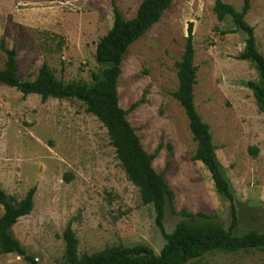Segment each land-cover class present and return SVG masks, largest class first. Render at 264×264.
<instances>
[{"label": "rangeland", "instance_id": "1", "mask_svg": "<svg viewBox=\"0 0 264 264\" xmlns=\"http://www.w3.org/2000/svg\"><path fill=\"white\" fill-rule=\"evenodd\" d=\"M141 1L0 0V38L7 48L16 49L19 79H34L45 61L57 79L90 83L99 69L96 43L112 25V2L129 19ZM222 1L236 10L242 7V0ZM213 2L173 0L160 20L129 45L117 79L118 103L127 110L144 94L126 119L146 152L153 153L162 143L152 166L174 192L175 210L215 214L228 229L231 205L216 193L205 166L192 160L196 142L171 95L177 88L175 63L183 52L187 23L192 22L197 67L193 101L209 126L217 161L231 185L237 219L233 234L264 233V114L246 87L247 81L258 80V72L254 63L236 58L247 35L229 17L219 22ZM244 19L264 55V0H250ZM5 58L0 51V68ZM252 147L257 148L255 156ZM32 186V211L9 233L38 264H65L61 234L68 222L80 255L136 244L158 254L165 243L152 205L141 202L106 128L81 102L44 101L0 83V188L18 203ZM177 220L166 206L167 233ZM202 262L264 264V252L214 251ZM0 264L30 262L0 254Z\"/></svg>", "mask_w": 264, "mask_h": 264}, {"label": "trees", "instance_id": "2", "mask_svg": "<svg viewBox=\"0 0 264 264\" xmlns=\"http://www.w3.org/2000/svg\"><path fill=\"white\" fill-rule=\"evenodd\" d=\"M172 1L142 0L134 16L129 19L124 18L112 2V25L96 43L95 59L99 69L92 74L90 83L82 80L65 82L57 79L45 61L39 66L34 79H19L16 49L7 48L3 38H0V51L6 57L3 68H0V83L16 89L23 96L39 95L44 101L54 98L74 99L81 102L86 112L94 115L106 128L110 143L115 148L116 157L121 162L128 180L138 188L141 202L152 205L155 226L165 240L158 254L144 244H136L133 246L112 245L92 254L80 255L78 239L71 228V222H68L61 234L65 264H205L202 262L205 255L214 251L264 252V233L250 230L241 235L233 234V230L237 227V219L231 185L217 161L209 126L197 113L193 101L197 67L194 65L192 22L187 23L183 52L175 63L177 88L171 95L182 107L192 138L196 142L192 160L200 161L205 166L216 193L226 198L231 205V222L228 229L220 224L215 214L202 211L193 213L186 209L175 210L174 192L166 183L163 173L157 172L152 166V160L162 143L158 144L153 153L146 152L135 129L126 119L127 113L144 101V94L127 110L119 106L117 79L127 48L160 20ZM249 8L250 0H242L240 10H236L222 0L213 2V12L219 22L229 17L235 28L247 35L245 48L236 58L255 64L258 80L247 81L246 87L252 92L258 111L264 114V55L256 48L253 27L244 19ZM249 151L255 156L257 148L252 147ZM35 191V186L30 187L18 203H13L0 188V206L2 207L0 254H16L30 264L38 263L26 253L9 230L20 217L30 214ZM166 206L178 216L173 230L169 233L163 226Z\"/></svg>", "mask_w": 264, "mask_h": 264}, {"label": "crops", "instance_id": "3", "mask_svg": "<svg viewBox=\"0 0 264 264\" xmlns=\"http://www.w3.org/2000/svg\"><path fill=\"white\" fill-rule=\"evenodd\" d=\"M165 179V178H164ZM166 181V180H165ZM167 183V182H166Z\"/></svg>", "mask_w": 264, "mask_h": 264}]
</instances>
